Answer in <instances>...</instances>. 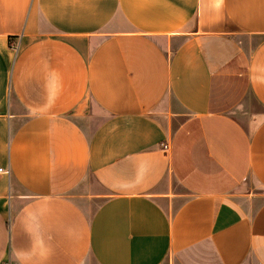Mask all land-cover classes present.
Wrapping results in <instances>:
<instances>
[{
	"label": "crops",
	"instance_id": "obj_1",
	"mask_svg": "<svg viewBox=\"0 0 264 264\" xmlns=\"http://www.w3.org/2000/svg\"><path fill=\"white\" fill-rule=\"evenodd\" d=\"M0 167V264H264V0H0Z\"/></svg>",
	"mask_w": 264,
	"mask_h": 264
},
{
	"label": "built area",
	"instance_id": "obj_2",
	"mask_svg": "<svg viewBox=\"0 0 264 264\" xmlns=\"http://www.w3.org/2000/svg\"><path fill=\"white\" fill-rule=\"evenodd\" d=\"M0 172L1 173H6V174H10V168H2V167H0ZM1 264H11V262L10 261H5V262H3Z\"/></svg>",
	"mask_w": 264,
	"mask_h": 264
},
{
	"label": "rangeland",
	"instance_id": "obj_3",
	"mask_svg": "<svg viewBox=\"0 0 264 264\" xmlns=\"http://www.w3.org/2000/svg\"><path fill=\"white\" fill-rule=\"evenodd\" d=\"M251 103H252V110H255L256 109V103L253 100L251 101Z\"/></svg>",
	"mask_w": 264,
	"mask_h": 264
}]
</instances>
